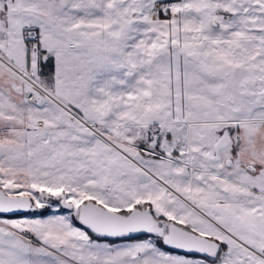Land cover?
Wrapping results in <instances>:
<instances>
[{"label":"snow or ice","instance_id":"snow-or-ice-1","mask_svg":"<svg viewBox=\"0 0 264 264\" xmlns=\"http://www.w3.org/2000/svg\"><path fill=\"white\" fill-rule=\"evenodd\" d=\"M0 264H264V0H0Z\"/></svg>","mask_w":264,"mask_h":264}]
</instances>
